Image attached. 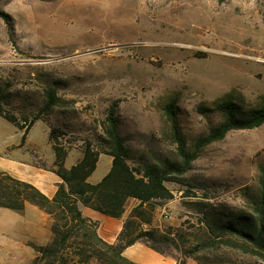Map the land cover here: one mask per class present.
I'll return each instance as SVG.
<instances>
[{
    "label": "rangeland",
    "instance_id": "374dc122",
    "mask_svg": "<svg viewBox=\"0 0 264 264\" xmlns=\"http://www.w3.org/2000/svg\"><path fill=\"white\" fill-rule=\"evenodd\" d=\"M0 13L7 16L0 15V87L11 95L8 108L20 116L36 113L44 88L56 82L65 103L45 117L63 132L59 142L65 146L79 148L101 135L107 111L117 104L132 150L152 162L175 160L163 113L170 101H177L189 150L222 121L219 113L200 108L221 101L258 108L264 102V0H0ZM46 130L44 122L36 124L32 138L43 142ZM21 143V132L0 117V150ZM261 169L264 125L231 131L207 146L182 177L194 188L167 184L174 199L158 209L155 224L197 225L189 205L208 201L206 196L215 205L249 211ZM33 216L0 208V264L33 262L36 244L25 240ZM215 258L226 261L222 253L209 257ZM227 261L259 264L237 254Z\"/></svg>",
    "mask_w": 264,
    "mask_h": 264
},
{
    "label": "trees",
    "instance_id": "16d2710c",
    "mask_svg": "<svg viewBox=\"0 0 264 264\" xmlns=\"http://www.w3.org/2000/svg\"><path fill=\"white\" fill-rule=\"evenodd\" d=\"M51 84L44 88L41 109L32 115L22 113V116L8 108L11 95L0 87V117L23 131V142L36 123L47 125L56 155L54 172L62 180L55 197L50 199L32 184L0 171V208L23 214L30 204L51 220L52 239L46 245H31L36 253L31 264H138L124 255L126 249L138 243L174 259L177 264H188L190 259L198 264H231L227 261L231 254L264 264V169H261L259 192L248 197L249 211L215 205L206 196L208 201L189 205L199 217L197 225L186 222L181 229L155 226L158 209L174 199L167 184L194 188L182 180L193 162L207 146L223 141L231 131L262 127L264 102L258 108H247L233 101L200 108L204 114L219 113L222 121L198 137L189 150L179 125L177 101H170L163 107V113L169 125V138L176 147V159L158 158L152 162L129 147L121 131L117 104L107 111L101 135L83 140L79 148L59 142L63 132L59 127L53 128L45 115L63 106L65 100L58 94L57 83ZM72 149L79 150L82 157L67 169L65 161ZM101 155L111 156L112 166L99 183L92 184L88 179L96 171ZM132 200L137 203L128 213ZM83 208L124 219L114 244L99 236V222L86 217ZM219 253L226 261L209 259L211 255L218 257Z\"/></svg>",
    "mask_w": 264,
    "mask_h": 264
},
{
    "label": "crops",
    "instance_id": "0c3cea01",
    "mask_svg": "<svg viewBox=\"0 0 264 264\" xmlns=\"http://www.w3.org/2000/svg\"><path fill=\"white\" fill-rule=\"evenodd\" d=\"M34 126L30 129L24 143L20 145H6L4 147L5 150H0V171L20 181L32 184L44 195L52 199L57 193L58 184L62 182L61 178L54 172V168H56L54 166L56 160L54 143L49 139L50 130L48 127L43 142L35 141L32 138ZM19 132H21L22 135L24 134L23 131L19 130ZM16 149L17 151L14 152ZM81 157L82 154L79 150L72 149L65 161V167L70 169L77 164ZM112 162L113 158L111 156L101 155L97 169L88 181L92 184L99 183L110 171ZM101 167L104 168L102 175L97 180L93 181L97 175V171ZM131 202L135 203L133 206L137 203L135 200ZM130 210L128 209V213ZM82 211L86 217L99 222L98 234L103 240L110 244L116 242L123 228L124 219L107 217L89 208H83ZM22 215L25 217L34 215L33 218L35 219V223L29 233L30 235L25 239L27 242L42 245L44 242L49 243L51 241V220L47 214L38 210L37 207L27 204L25 212ZM155 226L157 225L155 224ZM157 227L162 228L161 226ZM124 255L138 264H177L174 259L164 257L140 243L126 249ZM188 264L195 263L190 259Z\"/></svg>",
    "mask_w": 264,
    "mask_h": 264
},
{
    "label": "built area",
    "instance_id": "2783aa9c",
    "mask_svg": "<svg viewBox=\"0 0 264 264\" xmlns=\"http://www.w3.org/2000/svg\"><path fill=\"white\" fill-rule=\"evenodd\" d=\"M163 217H164V219H165L166 221H171V220H173V218H174L173 214H171V213H164V214H163Z\"/></svg>",
    "mask_w": 264,
    "mask_h": 264
}]
</instances>
